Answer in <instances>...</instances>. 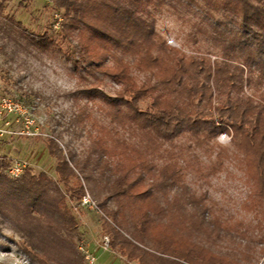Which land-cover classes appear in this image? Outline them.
Segmentation results:
<instances>
[{"label": "trees", "instance_id": "1", "mask_svg": "<svg viewBox=\"0 0 264 264\" xmlns=\"http://www.w3.org/2000/svg\"><path fill=\"white\" fill-rule=\"evenodd\" d=\"M51 1L62 11L61 38L74 37L82 56L99 63L97 71L123 85L114 97L104 94L107 114L137 134V143L92 139L95 168L74 152L64 156L55 138L48 139L49 153L59 151L55 172L69 196L101 198L109 248L137 264H256L264 256V0ZM3 8L0 0V13ZM163 8L183 14L195 34L218 45L217 59L169 45L155 27ZM8 21L38 50L58 47L47 32L30 37L20 21ZM131 65L142 79L131 75ZM94 79L81 90L88 99L102 82ZM220 133L240 158L249 190L242 208L256 220L253 236L205 192L193 191L175 158L173 148L186 138L188 147H202L220 165L227 151L215 141ZM59 182L27 168L17 179L0 172V224H11L39 264H86L68 238L78 225ZM224 241L234 245L224 249Z\"/></svg>", "mask_w": 264, "mask_h": 264}, {"label": "rangeland", "instance_id": "2", "mask_svg": "<svg viewBox=\"0 0 264 264\" xmlns=\"http://www.w3.org/2000/svg\"><path fill=\"white\" fill-rule=\"evenodd\" d=\"M2 3L0 160L6 165L0 168V172L17 179L27 168L33 175L43 172L59 182L55 172L59 151L57 149L51 154L47 148L51 137L55 138L64 156L66 152H74L78 158L87 159L88 166L93 168L95 153L91 151V141L96 136H105L108 144H111L110 137L137 143V134L112 122L107 114L109 105L104 94L114 97L123 85L97 71L95 66L99 63L82 56L74 37L61 38L59 23L62 11H56L51 0H2ZM155 16V27L169 45L180 48L186 54L217 59L219 46L201 34H195L192 21H186L183 14L163 8ZM9 17L20 21L30 37L47 32L57 40L61 50L58 47L48 51L38 50L25 37L11 31ZM131 75L136 81L143 78V73L137 71L134 65H131ZM94 76L102 82L97 84L98 90L88 99L81 90L96 82ZM246 90L249 91V88ZM3 98L12 102L10 107L2 104ZM147 101V98L143 99L141 106L144 107ZM215 141L227 148L220 165L216 163L215 155L207 154L202 147H188L186 138L179 139L178 147L173 148L175 158L184 166L183 174L188 186L197 194L205 192L208 199L219 204L224 216L230 217L238 228L249 227V236H253L256 220L251 212L242 208L249 190L240 158L234 156L227 134L220 133ZM113 161H117L116 158ZM213 166H216V171ZM96 177L97 188L103 187V178ZM70 185L74 187V181ZM59 186L66 193V205L78 225L77 231L68 238L73 240L84 262L87 264L86 252L95 258L93 264H137L102 242L104 235L110 236L103 230L101 198L95 199L88 190L90 195L87 194L96 206L92 202L83 203L81 199L69 196V191L60 182ZM106 205L114 207L115 204L107 201ZM11 228L7 220L0 224V264H39L23 250V238ZM224 244V249L228 244L234 245L230 241H224ZM256 261V264H264V256H257Z\"/></svg>", "mask_w": 264, "mask_h": 264}, {"label": "built area", "instance_id": "3", "mask_svg": "<svg viewBox=\"0 0 264 264\" xmlns=\"http://www.w3.org/2000/svg\"><path fill=\"white\" fill-rule=\"evenodd\" d=\"M2 104L5 105V106L10 107V105L12 104V102L9 101L6 98H3ZM16 169H17V171L19 170L18 168H16ZM81 200L83 201V203L92 202L93 205H95V203L91 200V198L89 197V195L87 193L81 198ZM102 242L104 243L105 246H108V244H109V238H108L107 235H104L103 236V241ZM84 257L86 259L87 264H93L94 263L95 258L93 256H91V255H89L88 253L85 252L84 253Z\"/></svg>", "mask_w": 264, "mask_h": 264}]
</instances>
